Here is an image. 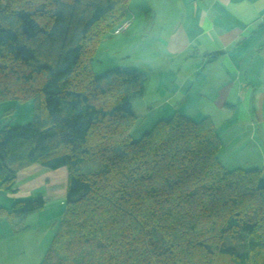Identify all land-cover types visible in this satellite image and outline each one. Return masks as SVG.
<instances>
[{
  "label": "trees",
  "instance_id": "16d2710c",
  "mask_svg": "<svg viewBox=\"0 0 264 264\" xmlns=\"http://www.w3.org/2000/svg\"><path fill=\"white\" fill-rule=\"evenodd\" d=\"M129 1L0 0V104L34 107L27 124L0 128V189L13 192L28 165L67 169L41 264H264L262 170L226 169L209 118L176 113L132 140L145 72L94 75ZM44 205L0 212L25 220Z\"/></svg>",
  "mask_w": 264,
  "mask_h": 264
},
{
  "label": "crops",
  "instance_id": "0c3cea01",
  "mask_svg": "<svg viewBox=\"0 0 264 264\" xmlns=\"http://www.w3.org/2000/svg\"><path fill=\"white\" fill-rule=\"evenodd\" d=\"M174 3L153 0V12L161 14L155 13L153 26L163 17L153 64L148 66L153 70L156 119L176 113L196 122L211 119L221 140V164L228 170L259 168L264 175V0ZM129 15L133 23L127 39L136 25L134 14ZM215 53L220 54L211 61ZM133 68L145 72L138 64ZM158 95L163 98L158 100ZM157 103L162 106H154ZM67 186L66 168L32 164L17 172L13 192L0 189L1 209L29 199L42 198L45 204L43 211L25 220L7 219L0 212V264H41L54 236L53 225L62 220L55 206H65Z\"/></svg>",
  "mask_w": 264,
  "mask_h": 264
},
{
  "label": "rangeland",
  "instance_id": "374dc122",
  "mask_svg": "<svg viewBox=\"0 0 264 264\" xmlns=\"http://www.w3.org/2000/svg\"><path fill=\"white\" fill-rule=\"evenodd\" d=\"M171 2L174 3V0H168V4ZM155 13L161 16L158 11L153 12V0H130L128 3L127 14H130V17L134 14V21L136 23L133 32L134 34L127 39L128 34L130 33L128 30L126 36L125 34L127 32L118 36L109 35L103 38L92 64L93 73L97 77L113 68H117V66L132 68L136 64L142 66L145 72L149 74L147 75L145 73L147 78L149 76L148 81H146V94L141 100L133 103V111L138 117L136 125L131 132V138L134 141L139 140L145 132L150 131L159 121L156 119L157 115L153 113V70L148 67L153 64V44L156 42L157 30L163 18L157 17L156 26H153ZM128 46L131 47L129 52L125 50ZM162 98L163 97L158 95L157 99L160 100ZM13 102L14 101L6 102L9 104H0V128L2 126H18L17 121L21 120L24 115L25 118L20 121L23 122L21 123L22 125L27 124L32 119L34 107L31 103L14 104ZM157 105L162 106V103H157L154 106ZM29 115H31L30 119ZM58 209L62 211L63 216L65 206L59 203L55 206V210L58 211ZM34 219L36 221V218ZM60 221L61 219L59 220V223ZM59 223L53 225L54 235Z\"/></svg>",
  "mask_w": 264,
  "mask_h": 264
},
{
  "label": "built area",
  "instance_id": "2783aa9c",
  "mask_svg": "<svg viewBox=\"0 0 264 264\" xmlns=\"http://www.w3.org/2000/svg\"><path fill=\"white\" fill-rule=\"evenodd\" d=\"M132 20L131 19H126L123 21L116 29L114 30L115 35H120L125 33L129 28L131 27Z\"/></svg>",
  "mask_w": 264,
  "mask_h": 264
}]
</instances>
